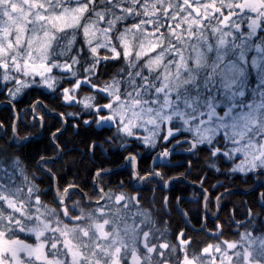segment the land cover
I'll return each mask as SVG.
<instances>
[{
	"label": "clouds",
	"instance_id": "obj_1",
	"mask_svg": "<svg viewBox=\"0 0 264 264\" xmlns=\"http://www.w3.org/2000/svg\"><path fill=\"white\" fill-rule=\"evenodd\" d=\"M0 264H264V0H0Z\"/></svg>",
	"mask_w": 264,
	"mask_h": 264
}]
</instances>
